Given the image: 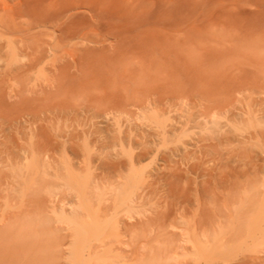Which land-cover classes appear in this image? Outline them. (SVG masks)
I'll return each instance as SVG.
<instances>
[{"label":"rangeland","instance_id":"374dc122","mask_svg":"<svg viewBox=\"0 0 264 264\" xmlns=\"http://www.w3.org/2000/svg\"><path fill=\"white\" fill-rule=\"evenodd\" d=\"M0 248L264 264V0H0Z\"/></svg>","mask_w":264,"mask_h":264},{"label":"bare ground","instance_id":"6f19581e","mask_svg":"<svg viewBox=\"0 0 264 264\" xmlns=\"http://www.w3.org/2000/svg\"><path fill=\"white\" fill-rule=\"evenodd\" d=\"M16 44H17V43H16ZM48 45H49V44H48ZM26 48H27V47H26ZM107 48H108V47H107ZM45 50H46V49H45ZM83 50H84V49H83ZM45 53H46V52H45ZM29 56H30V55H29ZM166 60H167V59H166ZM37 62H38V61H37ZM71 65H72V64H71ZM33 66H34V65H33ZM69 66H70V65H69ZM29 67H30V66H29ZM68 69H69V68H68ZM74 73H75V72H74ZM130 78H131V77H130ZM91 89H92V88H91ZM120 93H121V92H120ZM119 95H121V94H119ZM83 101H84V100H83ZM163 102H164V101H163ZM142 103H143V102H142ZM160 103H161V102H160ZM144 104H145V103H144ZM144 104H143V105H144ZM54 105H55V104H54ZM63 105H64V104H63ZM59 106H60V105H59ZM72 106H73V105H72ZM89 106H90V105H89ZM67 108H68V107H67ZM88 108H89V107H88ZM113 108H114V107H113ZM227 108H228V107H227ZM218 109H219V108H218ZM116 110H117V109H116ZM46 140H47V139H46ZM16 142H17V141H16ZM28 153H29V152H28ZM4 167H5V166H4ZM45 201H46V200H45ZM43 202H44V201H43ZM34 203H37V202L35 201ZM111 203H112V202H111ZM46 204H47V203H46ZM112 204H113V203H112ZM38 206H39V205H38ZM110 208H111V207H110ZM32 211H33V210H32ZM85 216H86V215H85ZM104 216H105V215H104ZM9 234H10V233H9ZM7 236H8V235H7ZM110 241H111V240H110ZM112 241H113V240H112ZM114 241H115V240H114ZM55 244H56V243H55ZM60 244H61V243H60ZM20 245H21V244H20ZM61 245H62V244H61ZM99 245H100V244H99ZM76 246H77V245H76ZM28 247H29V246H28ZM102 247H103V245H102ZM102 247H101V248H102ZM116 247H117V246H116ZM0 249H1V248H0ZM101 250H103V249H101ZM0 253H1V252H0ZM7 253H8V252H7ZM12 253L15 254L16 252H13V250H12ZM12 253H11V254H12ZM1 254H2V253H1ZM5 254H6V253H5ZM11 254L9 253L8 256L11 255ZM18 254H19V253H18ZM59 254H60V253H59ZM62 254H63V253H62ZM6 255H7V254H6ZM6 255H5V256H6ZM19 255H20V254H19ZM19 255H18V256H19ZM22 255H23V254H22ZM14 256H16V254H15ZM14 256H13V257H14ZM3 257H4V256H3ZM3 257H2V258H3ZM22 257H23V256H22ZM6 258H7V257H6ZM10 258H11V257H10ZM59 258H60V257H59ZM59 258H58V259H59ZM48 259H49V258H48ZM56 259H57V258H56ZM3 260H4V259H3ZM8 260H9V258H8ZM9 261H10V260H9ZM18 261H19V260H18ZM21 261H22V260H21ZM8 263H9V262H8ZM1 264H2V260H1ZM10 264H12V262H11Z\"/></svg>","mask_w":264,"mask_h":264}]
</instances>
